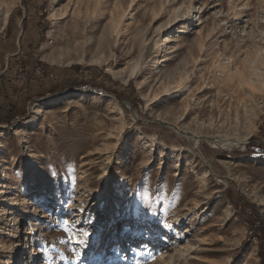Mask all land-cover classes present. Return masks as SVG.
Segmentation results:
<instances>
[{
	"label": "rangeland",
	"instance_id": "1",
	"mask_svg": "<svg viewBox=\"0 0 264 264\" xmlns=\"http://www.w3.org/2000/svg\"><path fill=\"white\" fill-rule=\"evenodd\" d=\"M187 195L205 213L170 229ZM204 227L218 253L177 261ZM263 244L264 0H0V264Z\"/></svg>",
	"mask_w": 264,
	"mask_h": 264
},
{
	"label": "bare ground",
	"instance_id": "2",
	"mask_svg": "<svg viewBox=\"0 0 264 264\" xmlns=\"http://www.w3.org/2000/svg\"><path fill=\"white\" fill-rule=\"evenodd\" d=\"M53 15L56 16L57 12H54ZM202 24H203V22H201L199 24V26H201ZM199 29H200V31L202 30L201 27ZM180 32L183 33L184 30L180 29ZM82 101H83L82 95H77V96H73V97L67 98L64 102H65V105L72 106V105L81 104ZM178 130L181 131V129H179V128H178ZM183 132H185V131L182 130V132H180V133H183ZM198 137L199 136L193 134L192 137H190L189 139L198 138ZM197 140L198 139H196V141ZM243 143H245V142H243ZM194 145L197 148L195 142H194ZM242 164H244V163H242ZM178 200H179L180 203H182V202H185V203H184V206L179 209L182 212H179L180 214L177 216V218H175V219L173 218L172 219L173 222L169 223L168 227H170V229H171V227H175L177 222H180V223L183 224L185 222V220H188V216H190L191 213H195L196 217H198V219H200L201 216L205 213L204 210H202L199 214L197 212L199 210V208H200V205H203V204L206 203V202H204L202 200H201L202 201L201 204H200L199 200L194 201V207H190V205L188 204V195H187V197H184V198H181V199H178ZM174 213H176V212H174ZM175 229L176 228H174V230ZM175 231H177V229ZM206 231H207V227L200 228V231H197L195 233L196 237H195V240H194L193 244H191L192 242L190 244L189 243L186 244L182 248V250H178V252H180V253H178L176 255L177 258H175L174 256H171L170 258L174 257L178 261L179 258H181V256L186 254V256H185L186 260L187 259L201 260L202 254L213 255V254L218 253V251L215 248H213L214 244L216 242H214V240L204 238V234H205ZM178 237H183V236L180 235ZM206 237H207V235H206ZM159 257L163 258V254H160Z\"/></svg>",
	"mask_w": 264,
	"mask_h": 264
},
{
	"label": "snow or ice",
	"instance_id": "3",
	"mask_svg": "<svg viewBox=\"0 0 264 264\" xmlns=\"http://www.w3.org/2000/svg\"><path fill=\"white\" fill-rule=\"evenodd\" d=\"M84 235H87V233H84ZM81 253L79 252V251H77L76 253H75V256L77 257V259H79L80 257H81Z\"/></svg>",
	"mask_w": 264,
	"mask_h": 264
},
{
	"label": "trees",
	"instance_id": "4",
	"mask_svg": "<svg viewBox=\"0 0 264 264\" xmlns=\"http://www.w3.org/2000/svg\"><path fill=\"white\" fill-rule=\"evenodd\" d=\"M262 246H264V244Z\"/></svg>",
	"mask_w": 264,
	"mask_h": 264
}]
</instances>
